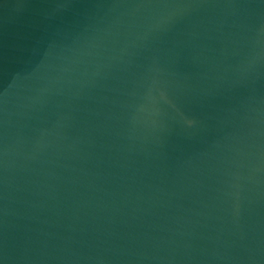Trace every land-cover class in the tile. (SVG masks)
Instances as JSON below:
<instances>
[{"label": "water", "instance_id": "95a60500", "mask_svg": "<svg viewBox=\"0 0 264 264\" xmlns=\"http://www.w3.org/2000/svg\"><path fill=\"white\" fill-rule=\"evenodd\" d=\"M0 264H264V0H0Z\"/></svg>", "mask_w": 264, "mask_h": 264}]
</instances>
